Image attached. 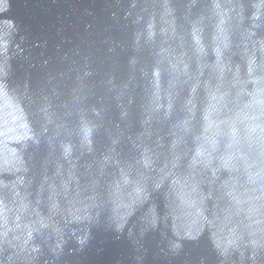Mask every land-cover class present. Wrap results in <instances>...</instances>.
<instances>
[{"label": "water", "instance_id": "water-1", "mask_svg": "<svg viewBox=\"0 0 264 264\" xmlns=\"http://www.w3.org/2000/svg\"><path fill=\"white\" fill-rule=\"evenodd\" d=\"M0 264H264V0H0Z\"/></svg>", "mask_w": 264, "mask_h": 264}]
</instances>
